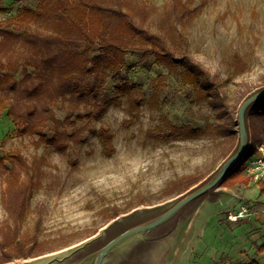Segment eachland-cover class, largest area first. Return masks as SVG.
I'll use <instances>...</instances> for the list:
<instances>
[{
    "label": "rangeland",
    "instance_id": "1",
    "mask_svg": "<svg viewBox=\"0 0 264 264\" xmlns=\"http://www.w3.org/2000/svg\"><path fill=\"white\" fill-rule=\"evenodd\" d=\"M129 1L150 12L145 24L151 30H168L166 13L170 11L171 0ZM187 1L196 9L195 15L183 27L188 52L221 80L232 79L225 85L232 104L238 83L246 81L264 88V0ZM36 2L0 0V23L5 25L22 7H34ZM13 26L18 28L16 23ZM35 26L40 31L45 30L41 24ZM28 50L27 45L18 43L4 56V60L24 62L29 55ZM234 54L244 62L241 72L233 67ZM127 61L135 67V70L128 69L131 77L142 82L145 101L131 115L125 97L114 86L115 80L111 76L106 77L103 99L109 105L101 120L93 123L113 131L115 152L110 156L103 154L99 139L90 134L85 142L70 144L64 151L49 143H36L37 136L19 134L10 116L6 112L0 113V155L19 153L38 170L33 175L38 186L33 190L31 203L32 206L41 203V222L35 228L33 223L37 214L28 212L22 224V235L37 233L39 240L45 243L42 254L15 258L3 264H74L78 257L86 256L114 235L167 210L181 197L209 181L227 159L222 156L223 145L209 132L167 142L146 138V129L159 121L161 113L167 114L174 123L203 127L205 118H212L214 112L207 103L188 102L186 87L181 84L178 72L167 71L151 62L141 63L137 54L128 53ZM158 73H163L166 80L159 103L155 104L149 98L148 84ZM20 76L16 74L18 79ZM0 98L8 104L15 101L13 95L8 96L1 91ZM117 100L120 104L116 103ZM51 108L57 118L67 116L63 104L56 102ZM238 108H235L236 113ZM71 117L74 118L71 126L87 121L75 115ZM252 119L257 120L258 128L247 132L248 142L251 145L264 144V115L260 118L254 115ZM238 141L237 135L235 150ZM247 152L248 148L243 156ZM187 174L197 175L198 183L187 189L185 183L170 189L174 182ZM241 174L245 176L244 171ZM2 186L0 164V190ZM221 186L218 184L196 196L182 206L176 216L150 231V234L160 232L162 235L179 225L176 237L172 233L174 238L164 256V264H216L224 259L233 264L251 261L264 264L263 199L257 184L251 181L236 183L226 186L228 188L224 191L220 190ZM240 204L247 205L252 215L237 222L228 220L226 214L236 211ZM197 206L200 208L196 211ZM115 207L122 212L110 219ZM186 210L190 213L181 220ZM5 217L0 201V220ZM147 234L138 235L143 237ZM97 236L93 243L73 253L76 247ZM147 263L156 264V260L154 258Z\"/></svg>",
    "mask_w": 264,
    "mask_h": 264
},
{
    "label": "trees",
    "instance_id": "2",
    "mask_svg": "<svg viewBox=\"0 0 264 264\" xmlns=\"http://www.w3.org/2000/svg\"><path fill=\"white\" fill-rule=\"evenodd\" d=\"M195 10L187 0H171L170 11L166 13L168 30L158 32L145 24L150 12L129 0H37L34 7H22L5 25L0 23V91L13 95L15 100L8 104L0 98V113L6 112L10 116L19 134L37 136L36 143H49L64 151L70 144L85 142L90 134L97 136L103 154L110 156L115 152L114 133L93 122L101 120L109 105L103 99L107 76L115 80L114 86L125 97L131 115L145 101L142 82L128 72L129 68L135 70L127 61V54L132 53L141 57V63L151 62L167 71L178 72L181 84L186 87L188 102L207 103L214 112L212 118H205L203 127L192 123L177 124L161 113L159 121L146 129V138L167 142L209 132L223 145L222 156L228 158L235 151L238 135L235 108L262 87L246 81L238 83L232 104L225 86L232 79L221 80L188 52L183 27L195 15ZM14 23L18 28L13 26ZM39 24L45 30L40 31L35 26ZM18 43L27 45V59L21 63L5 61L4 56ZM233 67L238 72L244 70V62L238 54H234ZM17 73L21 74L19 79ZM165 80L163 73L150 80L151 102L159 103ZM56 102L66 108L67 116L63 119L57 118L51 108ZM116 103L120 104V101ZM72 115L87 121L71 126ZM254 115L258 118L264 115V96L245 109L247 132L258 128L257 120L252 119ZM248 156L249 148L219 184L230 187L250 181L241 174ZM0 164L3 175L0 201L6 213L0 220V264H3L15 258L40 255L45 252V243L39 240L37 233L22 235V224L28 212L37 214L33 223L35 228L41 222V203L34 206L31 203L33 190L38 186L33 175L38 170L19 153L0 155ZM198 181L195 174L183 175L170 189L178 188L182 183L187 189ZM255 184L261 194L264 180ZM121 212L115 207L110 219Z\"/></svg>",
    "mask_w": 264,
    "mask_h": 264
},
{
    "label": "water",
    "instance_id": "3",
    "mask_svg": "<svg viewBox=\"0 0 264 264\" xmlns=\"http://www.w3.org/2000/svg\"><path fill=\"white\" fill-rule=\"evenodd\" d=\"M264 96V88H261L259 90L254 91L251 95L246 97L242 103L239 105L238 111H237V124H238V147L237 149L224 161V163L221 165L219 171L206 183L202 184L201 186L193 189L183 197H181L178 201H176L171 207H169L167 210L159 213L158 215L151 217L149 219H146L144 221L138 222L137 224L128 227L125 231H123L120 234H116L112 238H110L107 242L103 243L98 248H95L94 251L90 252L86 256H83L81 258L78 257V260L73 262L74 264H83V261L85 258H89V260H92L90 264H102L105 256L116 249L118 245L121 244L123 240L128 238L129 236L133 234H140L145 231H149L159 224L165 222L168 218H170L173 214H175L182 206L187 204L190 200L195 198L196 196L205 193L207 190L215 187L219 184V181L221 178L236 164L238 163L244 154V151L246 148H248L249 142L247 139V130L245 125V109L249 104H251L256 99ZM104 232V231H103ZM102 232V233H103ZM97 237H94L90 240H88L86 243L76 247V249L73 250L74 252L79 251L83 247H87L88 244L93 243ZM94 253V255H93ZM72 254V253H71ZM52 258L51 260H53ZM61 260V259H60ZM33 264H48V263H33Z\"/></svg>",
    "mask_w": 264,
    "mask_h": 264
},
{
    "label": "crops",
    "instance_id": "4",
    "mask_svg": "<svg viewBox=\"0 0 264 264\" xmlns=\"http://www.w3.org/2000/svg\"><path fill=\"white\" fill-rule=\"evenodd\" d=\"M221 189L220 190H226L228 187H226V186H221L220 187ZM219 195V194H218ZM202 203H205V202H202ZM200 208V206H197L196 208H195V210L197 211L198 209ZM180 210V209H179ZM178 212V211H177ZM176 212V213H177ZM175 213V214H176ZM190 213V211H183V213H182V215H181V220L182 219H184L185 218V215L187 214V216H188V214ZM175 214H173L172 216H176ZM180 214L181 213H179V216H177V218H179L180 217ZM171 216V217H172ZM170 217V218H171ZM170 218H168L167 220H169ZM167 220L165 221V222H167ZM180 220V221H181ZM165 222H163V223H161V224H159L158 226H156L155 228L157 229V228H159L161 225H164L165 224ZM187 222H190V219L187 221ZM178 223V222H177ZM179 225L178 224H176V226H175V230L173 229L171 232L170 231H167L165 234H162V235H160L159 233H152V234H150L151 232L150 231H153V229H155V228H153V229H151V230H149V231H145V232H148V234L147 235H144L143 237H139L136 241H135V243L130 247V249L128 250V252L126 253V255L123 257V259L121 260V262L122 261H125V262H123V263H126L127 264V262H130V261H132V256H134L133 254V250H135L136 248H137V253L138 252H141V260H140V262H139V264H149V263H147V262H149L150 260H152V259H154L155 258V260H156V264L157 263H159L160 262V264H164L165 263V261H164V256H165V254H167L168 252V246H169V244H170V242H171V239H173L174 237H176V235H175V231H176V229H177V227H178ZM186 227H187V225H186ZM186 227H185V230H187L186 229ZM174 232V233H173ZM172 233L174 234V237H173V235H172ZM150 234V235H149ZM171 234V235H170ZM115 236V235H114ZM181 239H182V235H181ZM170 240V241H169ZM172 243V242H171ZM150 249H152V251L150 250ZM130 252H132V253H130ZM175 251L173 250V253H174ZM137 255V254H136ZM135 255V256H136ZM151 255V256H150ZM150 256V257H149ZM146 257H147V260H146ZM133 259H134V257H133ZM147 261V262H146ZM123 263H121V264H123Z\"/></svg>",
    "mask_w": 264,
    "mask_h": 264
},
{
    "label": "built area",
    "instance_id": "5",
    "mask_svg": "<svg viewBox=\"0 0 264 264\" xmlns=\"http://www.w3.org/2000/svg\"><path fill=\"white\" fill-rule=\"evenodd\" d=\"M251 143L249 142L248 148H252L250 151V156H248L244 163V174L250 179L251 182L257 183L260 180H264V144L263 143H254L250 147ZM263 199V211H264V191L261 193ZM251 209L245 205L240 204L239 208L236 211H229L226 214L228 220L232 222H237L245 216L252 215ZM216 264H233L229 260H221Z\"/></svg>",
    "mask_w": 264,
    "mask_h": 264
},
{
    "label": "bare ground",
    "instance_id": "6",
    "mask_svg": "<svg viewBox=\"0 0 264 264\" xmlns=\"http://www.w3.org/2000/svg\"><path fill=\"white\" fill-rule=\"evenodd\" d=\"M138 237H139V235H138V233H136V234L129 236L125 240H123L121 242V244L115 250L109 252L105 256L102 264H121V263L125 262V261L121 262V260L126 255L128 250L130 249V247L135 243V241ZM150 250L152 251V249H150ZM136 251H137V248L135 250H133L134 256H132V261L127 262V264H139V262L141 260V255H140L141 252L137 253ZM130 253H132V252H130ZM133 257H134V259H133ZM72 261H74V260H72ZM91 261L92 260H89V258H85V260L83 261V264H90ZM70 263L67 262L66 264H70ZM123 264H126V263H123Z\"/></svg>",
    "mask_w": 264,
    "mask_h": 264
}]
</instances>
